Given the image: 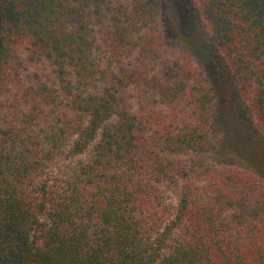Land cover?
Instances as JSON below:
<instances>
[{"label": "trees", "instance_id": "1", "mask_svg": "<svg viewBox=\"0 0 264 264\" xmlns=\"http://www.w3.org/2000/svg\"><path fill=\"white\" fill-rule=\"evenodd\" d=\"M259 146L264 0H0V264H264Z\"/></svg>", "mask_w": 264, "mask_h": 264}, {"label": "rangeland", "instance_id": "2", "mask_svg": "<svg viewBox=\"0 0 264 264\" xmlns=\"http://www.w3.org/2000/svg\"><path fill=\"white\" fill-rule=\"evenodd\" d=\"M238 137H240L241 139H243L245 136L242 135V134L241 135L238 134ZM245 140L247 142L249 141L248 138H245ZM259 149H261V152H262L261 156L258 157V155L256 154V151H254L255 152L254 158H257L258 159L257 160V165L264 171V149L262 148V146H259Z\"/></svg>", "mask_w": 264, "mask_h": 264}]
</instances>
